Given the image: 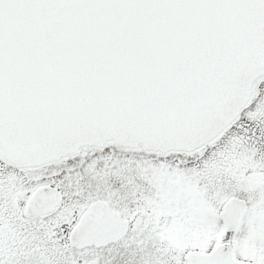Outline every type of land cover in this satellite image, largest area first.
<instances>
[{
	"label": "water",
	"instance_id": "95a60500",
	"mask_svg": "<svg viewBox=\"0 0 264 264\" xmlns=\"http://www.w3.org/2000/svg\"><path fill=\"white\" fill-rule=\"evenodd\" d=\"M263 50L264 0H0V162L36 167L109 141L192 152L243 108ZM107 211L93 203L69 245L116 238ZM245 212L223 205L227 233ZM186 264L242 263L224 243Z\"/></svg>",
	"mask_w": 264,
	"mask_h": 264
},
{
	"label": "flooded vegetation",
	"instance_id": "af4514ba",
	"mask_svg": "<svg viewBox=\"0 0 264 264\" xmlns=\"http://www.w3.org/2000/svg\"><path fill=\"white\" fill-rule=\"evenodd\" d=\"M263 77L264 73L259 79ZM254 84L238 116L209 144L191 153H181L182 165H187L188 156L213 145L209 153L220 154V147L227 142L221 137L227 132L237 134L253 148L262 146V125L252 107ZM103 147H82L73 155L30 168L17 169L0 163V210L6 216L2 218L5 234H0V255L5 256L7 264H186L190 258L208 255L224 243L229 244L236 262L256 264L236 258L229 240L204 253L198 240H192L187 250L186 214L188 211L192 220L196 213L194 205L188 202L186 183L180 201H175L165 188H155L154 171L149 170L151 163L146 159L131 153L116 156L112 168L98 156ZM191 157L194 158L191 165H195L198 156ZM228 171L218 166L211 176L203 174L199 184L210 199L227 195L216 219L229 237L235 234L226 233L220 219L224 203L233 197L243 200L246 213L251 203L247 196L232 194L233 175H228ZM154 173L168 174L161 169ZM180 177L187 182L191 178L192 183V177L185 171ZM41 188L48 189L46 194L29 203ZM55 193L59 196L57 203ZM96 202L107 208L111 220L108 233L116 238L101 246H70V231Z\"/></svg>",
	"mask_w": 264,
	"mask_h": 264
},
{
	"label": "rangeland",
	"instance_id": "374dc122",
	"mask_svg": "<svg viewBox=\"0 0 264 264\" xmlns=\"http://www.w3.org/2000/svg\"><path fill=\"white\" fill-rule=\"evenodd\" d=\"M261 86L264 87V77L254 84L252 107L258 113L256 118L261 123L262 126H260L264 134V88L262 90ZM221 138L227 140L225 146L220 147L221 153H209L215 147L213 145L210 146L211 149L207 148L192 154L198 156L195 165H191L193 164L191 161L194 160L192 155L187 157V165H182L181 162L184 161V158L179 153L153 154L141 148L135 151H126V149L115 147L114 144L113 146L106 144L98 152V156L108 161V164L113 168L116 156L136 154L151 163L149 170L154 172L159 169L166 170L167 175H158L153 172L154 186L155 188H165L170 198L175 201H180L181 192L187 187L185 191L188 202L194 205L196 213L192 220L188 211L186 214L187 241L185 246L187 250L194 242L192 240H198L197 242L201 246L199 249L203 253L209 252L216 244L229 240L233 243V253L236 258L244 259L246 262L264 264V142H261L262 146L259 144L253 148L237 134L231 135V132H227ZM201 156L202 158H200ZM218 166L227 168L228 175H233L232 194L238 195V197L247 196L251 203L238 231L229 237L223 232L222 226L216 219L223 197L227 195H219L218 199L216 197L210 199L201 183L199 184L203 174L207 172L211 176ZM182 171L192 177V183L196 182V185H192L191 178H188L189 182L182 180L180 177ZM184 183H186V187ZM0 217V234L3 235L5 232L1 227L2 218L6 219V216L2 210H0ZM0 264H7V259L3 255H0Z\"/></svg>",
	"mask_w": 264,
	"mask_h": 264
}]
</instances>
